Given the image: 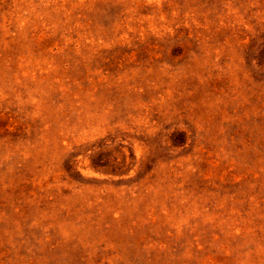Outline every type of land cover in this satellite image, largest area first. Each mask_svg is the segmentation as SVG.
Wrapping results in <instances>:
<instances>
[{
    "label": "rangeland",
    "instance_id": "1",
    "mask_svg": "<svg viewBox=\"0 0 264 264\" xmlns=\"http://www.w3.org/2000/svg\"><path fill=\"white\" fill-rule=\"evenodd\" d=\"M0 264H264V0H0Z\"/></svg>",
    "mask_w": 264,
    "mask_h": 264
}]
</instances>
